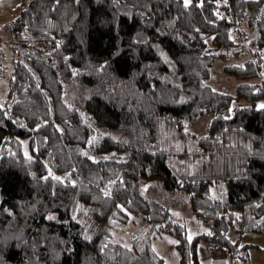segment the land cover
<instances>
[{"label":"trees","instance_id":"obj_1","mask_svg":"<svg viewBox=\"0 0 264 264\" xmlns=\"http://www.w3.org/2000/svg\"><path fill=\"white\" fill-rule=\"evenodd\" d=\"M263 6L27 0L0 28V264H165L156 233L175 236L181 264L206 251L252 264L241 238L264 231ZM217 58L237 60L224 66L236 92L208 82ZM204 114L199 136L187 125ZM164 192L188 195L204 229L189 236ZM82 204L101 224L90 235Z\"/></svg>","mask_w":264,"mask_h":264},{"label":"rangeland","instance_id":"obj_2","mask_svg":"<svg viewBox=\"0 0 264 264\" xmlns=\"http://www.w3.org/2000/svg\"><path fill=\"white\" fill-rule=\"evenodd\" d=\"M27 0H0V28L3 24L14 19ZM264 11V6H263ZM2 31H0V48L4 55L0 59V103L5 104L8 90V73L10 72V51L9 47L3 42ZM237 60L231 58L224 60L217 58L214 62L212 73L208 82L215 88L234 93L237 90V85L240 78L235 73H230L224 69L226 63H234ZM251 80H257L256 77ZM243 99L241 104H246ZM258 105H264V99L258 102ZM210 114H204L198 119L189 122L188 129L195 132L197 135H202L206 132L207 123L210 119ZM163 194V193H162ZM163 202L170 208L173 218L183 222L189 236L193 237L201 232L205 225L197 218L190 209L189 197L183 192H164ZM95 208L81 205L77 215L78 219L87 227V234L90 235L97 231L101 224L95 218ZM241 243H250V260L253 264H264V231H247L242 235ZM153 245L156 251L164 257L165 264H181L179 254L176 249V238L173 234L156 233L153 240Z\"/></svg>","mask_w":264,"mask_h":264},{"label":"crops","instance_id":"obj_3","mask_svg":"<svg viewBox=\"0 0 264 264\" xmlns=\"http://www.w3.org/2000/svg\"><path fill=\"white\" fill-rule=\"evenodd\" d=\"M250 254V250H249ZM232 261V258L228 256H216L211 251H206L203 253V259L201 261V264H227ZM249 263H252L251 260H249ZM238 264H247V262H240ZM253 264V263H252Z\"/></svg>","mask_w":264,"mask_h":264},{"label":"snow or ice","instance_id":"obj_4","mask_svg":"<svg viewBox=\"0 0 264 264\" xmlns=\"http://www.w3.org/2000/svg\"><path fill=\"white\" fill-rule=\"evenodd\" d=\"M199 2H200L201 5L203 4V0H199ZM191 3H192V0H184V6H185V7H187V6H188L189 4H191ZM0 107H3V105H0ZM261 107H264V105H261ZM94 139H95V137L92 138V140H94ZM92 140H89L88 143L91 144V143H92ZM25 143H26V142H25ZM26 155H27V152H26ZM85 155H88V153L85 152ZM106 158H107V157H105V159H106ZM92 159L95 160L96 157L93 156ZM53 176H54V178L57 179V180H61V179H63L62 177H60V176H56L55 174H53ZM73 183H75V181H73ZM105 194L108 195L109 193L106 192ZM121 207H123V205H121ZM50 218H54V217H52V216L50 215ZM189 239H191V237H189ZM176 243H179V241H176ZM126 246H127V245H126Z\"/></svg>","mask_w":264,"mask_h":264},{"label":"built area","instance_id":"obj_5","mask_svg":"<svg viewBox=\"0 0 264 264\" xmlns=\"http://www.w3.org/2000/svg\"><path fill=\"white\" fill-rule=\"evenodd\" d=\"M4 58V55L2 53V50L0 48V59H3ZM239 263V259H232V261L230 263H227V264H238Z\"/></svg>","mask_w":264,"mask_h":264}]
</instances>
